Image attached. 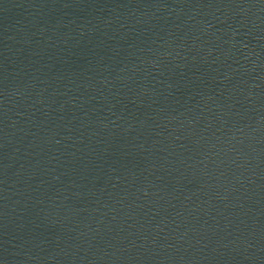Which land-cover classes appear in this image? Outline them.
Wrapping results in <instances>:
<instances>
[{
  "label": "water",
  "instance_id": "water-1",
  "mask_svg": "<svg viewBox=\"0 0 264 264\" xmlns=\"http://www.w3.org/2000/svg\"><path fill=\"white\" fill-rule=\"evenodd\" d=\"M0 264H264V0H0Z\"/></svg>",
  "mask_w": 264,
  "mask_h": 264
}]
</instances>
